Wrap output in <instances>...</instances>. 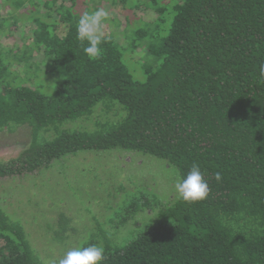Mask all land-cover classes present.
I'll return each mask as SVG.
<instances>
[{"label":"trees","instance_id":"trees-1","mask_svg":"<svg viewBox=\"0 0 264 264\" xmlns=\"http://www.w3.org/2000/svg\"><path fill=\"white\" fill-rule=\"evenodd\" d=\"M18 1L19 10L41 4L43 17L31 27V43L8 48L9 63L0 61V133L29 127L31 143L0 161V178L48 169L81 151L141 153L175 167L180 178L198 164L210 188L205 200L152 204L141 191L121 209L125 219L111 223L118 229L135 217L130 235L141 228V210L164 222L125 242L102 230L84 246H102L103 264H264V0H150L157 18L140 20L166 32L160 44L150 46L143 30L124 36L125 45L105 31L95 60L77 39L79 0ZM139 49L146 50L138 58ZM36 54H44V65L30 62ZM125 54L158 65L139 81ZM52 75L61 79L49 94ZM70 222L63 216L56 235L66 239ZM0 264H46L23 223L1 205Z\"/></svg>","mask_w":264,"mask_h":264},{"label":"rangeland","instance_id":"rangeland-1","mask_svg":"<svg viewBox=\"0 0 264 264\" xmlns=\"http://www.w3.org/2000/svg\"><path fill=\"white\" fill-rule=\"evenodd\" d=\"M18 2L0 0V61L5 64L9 63L10 47L16 51L17 46L23 48L25 44L31 43V27H34L38 17H43L41 4H34L28 9L27 2V8L21 11L17 8ZM64 2L71 6L69 0ZM149 2L150 0H79L76 12L83 15L96 8H103L109 13L104 22V33H117L119 42L125 45L124 36L133 38L139 30H143L148 33L150 46H158L160 38L166 32L162 29L151 30L146 22L141 21L150 23L157 18L156 13L147 8L150 7ZM7 3L9 6H6ZM131 13L136 18H131ZM53 18L57 20L58 14L55 13ZM60 28L58 33L64 35L66 26L62 25ZM9 36L14 39H9ZM1 46L5 50L9 49L6 52ZM145 50L139 49L134 55L139 58ZM44 58V54H39L33 56L30 62L40 66ZM125 61L139 81L146 79L144 71L147 66L158 65L153 58L134 63L128 54H125ZM41 67L42 70L48 69ZM12 68L15 71L19 69L17 59L12 60ZM13 76L16 81L17 72H13ZM60 79V76L52 75L45 91L54 93V85ZM94 121H87L84 126H93ZM30 143L29 127H20L13 133H0V161L18 157ZM178 179L180 175L175 167L152 156L121 149L81 151L55 161L48 169L23 177L0 178V205L13 219L23 223L31 243L45 263L58 264L68 250L84 246L102 230L112 233L115 241L125 242V237L130 241L142 230L164 222L165 217L159 213L155 218L147 219L149 216L154 217V211L141 210L136 218L141 223V228L130 235L129 231L136 227L133 223L135 217L131 218L132 222L126 227L116 229L115 224L111 223L112 220L120 223L125 219L124 210L121 209L128 206L141 191L147 194L152 204L168 198L174 201L178 196L175 190ZM63 216L71 221L65 232L66 239L56 235ZM144 219L146 220L143 222Z\"/></svg>","mask_w":264,"mask_h":264},{"label":"clouds","instance_id":"clouds-1","mask_svg":"<svg viewBox=\"0 0 264 264\" xmlns=\"http://www.w3.org/2000/svg\"><path fill=\"white\" fill-rule=\"evenodd\" d=\"M108 16L109 13L105 9L96 8L81 15L77 21V39L82 43L87 42L83 50L90 59L95 60L102 55L100 45L103 42L104 22ZM259 73L264 76V65L260 67ZM213 175L217 182L222 181L223 177L219 171ZM175 190L178 198L187 203L203 201L210 192L205 173L198 164H193L187 174L177 180ZM104 259L105 249L100 245L92 244L68 250L59 259L58 264H103Z\"/></svg>","mask_w":264,"mask_h":264}]
</instances>
